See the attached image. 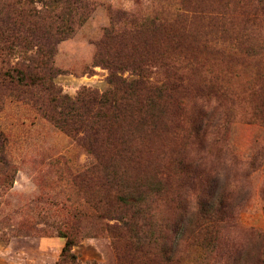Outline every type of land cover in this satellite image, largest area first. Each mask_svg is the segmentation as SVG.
Here are the masks:
<instances>
[{
    "label": "rangeland",
    "instance_id": "374dc122",
    "mask_svg": "<svg viewBox=\"0 0 264 264\" xmlns=\"http://www.w3.org/2000/svg\"><path fill=\"white\" fill-rule=\"evenodd\" d=\"M87 1L84 23L56 47L59 73L52 83L61 95L74 99L83 89L111 88L109 71L94 65V54L117 10L178 26L184 46L198 58L200 69L185 84L189 95L179 99L178 114L167 116L145 164L157 183L148 210L161 223L152 247L142 249L155 254L150 264H264V108L258 100L264 0ZM184 6L198 9L195 18L176 20L175 11ZM30 55L17 51L8 61L27 64ZM40 97L0 89V264H57L63 231L75 242L77 264H119L107 227L114 221L103 212L119 207L120 181L110 186L92 175L93 156L49 120L55 107L48 94ZM201 121L203 131L195 135ZM180 219L183 233L175 231ZM126 243L118 244L121 252Z\"/></svg>",
    "mask_w": 264,
    "mask_h": 264
},
{
    "label": "trees",
    "instance_id": "16d2710c",
    "mask_svg": "<svg viewBox=\"0 0 264 264\" xmlns=\"http://www.w3.org/2000/svg\"><path fill=\"white\" fill-rule=\"evenodd\" d=\"M88 6L87 0H0V89L35 101L43 93L51 97L55 110L49 120L91 153L96 163L92 175L110 186L120 181L115 199L119 207L103 212L105 219L114 221L107 227L119 264H150L155 254L142 249L152 247L153 231L161 223L148 210L157 183L156 175L145 172V164L151 161L167 116L178 114L179 99L189 95L185 84L188 74L200 69L195 68L198 58L184 46V30L178 26L117 10L110 14L109 26L96 43L94 54V65L109 71L111 88L104 93L83 89L74 99L61 95L52 83L59 73L53 65L56 47L84 23ZM197 10L184 6L174 15L176 20H186L195 18ZM166 31L170 32L168 37ZM157 37L160 39L155 40ZM17 51L31 54L27 64L10 65L8 57ZM125 72L134 78L119 75ZM259 90L258 100L264 108V86ZM220 109L221 105L216 110ZM222 112L227 117L228 109ZM194 128L199 135L203 121ZM2 136L0 154L5 147ZM178 222L175 231L183 233L185 219ZM60 237L66 241L57 264H77L71 252L73 238L66 231ZM120 241L127 242L124 252L118 248Z\"/></svg>",
    "mask_w": 264,
    "mask_h": 264
}]
</instances>
